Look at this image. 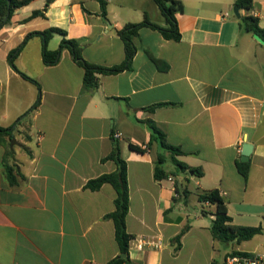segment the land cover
<instances>
[{"label":"crops","instance_id":"obj_1","mask_svg":"<svg viewBox=\"0 0 264 264\" xmlns=\"http://www.w3.org/2000/svg\"><path fill=\"white\" fill-rule=\"evenodd\" d=\"M180 1V41L142 27L130 69L99 74L90 91L70 51L56 65L44 64L41 36L31 37L16 57L18 71L8 56L28 34L60 28L79 42L88 62L120 65L125 47L119 30L145 15L168 26L154 0H110L106 17L100 0H54L47 7V0H33L0 29V127L14 129L11 136L0 134V264H108L119 256L114 222L106 218L115 210L116 190L110 184L86 188L116 170L114 161L104 160L116 148L128 170L132 240L126 264H223L232 252L264 250V44L239 24L242 16H254L264 28V0H253L240 18L235 0ZM36 10L45 16L24 21ZM62 38L54 34L48 49L56 50ZM147 120L183 151L177 159L199 168L202 177L170 169L166 149L150 143ZM245 144L251 145L247 179L237 167ZM159 157L166 174L161 180L155 178ZM214 189L231 224L261 227V233L241 242L215 240L216 207L198 200ZM187 226L177 249L174 239Z\"/></svg>","mask_w":264,"mask_h":264},{"label":"trees","instance_id":"obj_2","mask_svg":"<svg viewBox=\"0 0 264 264\" xmlns=\"http://www.w3.org/2000/svg\"><path fill=\"white\" fill-rule=\"evenodd\" d=\"M32 1L33 0H0V29L11 21V18L16 10L28 5ZM53 1L54 0H47L46 7ZM100 2L102 8V16L106 17V1L100 0ZM154 2L158 5L162 14L166 18L168 26L161 27L155 23H152L149 20L148 16L145 15L142 22L127 24L123 29L119 30L118 35L123 40L125 47V60L120 65L104 67L88 62L82 55V50L79 42L75 39L67 38L66 32L60 28H49L43 32H33L28 34L24 42L10 52L8 56V63L14 70L18 71L14 64L16 57L19 55L20 51L27 43V41L31 37L38 35L41 36L43 42L42 57L45 65H56L60 61L62 52L66 49L70 51L76 64L84 69V90L90 91L96 89L98 87L99 74L112 75L130 69L132 60L136 53L134 39L138 36V32L142 27H149L158 30L162 33L164 38L168 40L180 41L181 34L178 29L175 13L183 11V3L180 0H154ZM234 6L238 7L239 10H250L253 7V0H235ZM40 16H45L43 11L36 10L28 19L24 21H29L30 19ZM239 22L240 27L245 32L253 34L264 44V28L260 26L258 18L254 16H242ZM54 34L62 35L63 38L60 42L59 47L54 51H50L48 49V42ZM155 62L158 66H160L161 62L158 59H155ZM21 75L38 85L35 80L29 78L25 74L21 73ZM39 103L40 97L38 98L34 106L29 110V112L33 111ZM163 105L167 104H156L150 109L151 111H154L156 107H160ZM147 124L152 132L150 143L153 141H159L162 147L171 153L172 160L177 169H180L182 171H189L197 177H202L203 172L199 168H192L177 159V156L182 155L183 151L179 147H176L167 142L165 134L155 125L153 120H147ZM13 130V127H0V134L11 136ZM130 148L140 153L145 152V149L141 148L140 146L130 145ZM104 160L114 161L117 167L116 170L112 173L103 174L98 178L89 180L86 184V188L95 191L100 189L104 184H110L116 190L117 197L115 199V210L112 213L108 214L106 218L111 219L114 222L115 235L120 248V255L111 260L108 264H126L130 262L128 254L129 244L132 240V235H130L126 229V217L128 215L130 205L127 163L122 158L119 148H116ZM157 163L158 164L155 168V178L157 180H161L166 177L165 171L161 168L163 158L159 157ZM237 167L242 176L247 179L251 167L250 161H238ZM5 169L7 178L10 183L12 185H16L17 180L14 174L13 167L6 164ZM176 191L179 192L178 186H176ZM198 200L202 204L209 203L211 205H215L216 207L214 212L215 219L212 221V225L210 228L211 234L215 240L225 243L234 241L241 242L250 240L257 234L261 233V227H240L231 224L232 218L228 214L226 204L221 197L220 191L218 189L200 193L198 196ZM188 229V226L185 227L180 232V234L175 237L174 241L177 242V249L180 247L181 239L183 235L188 231ZM122 255H127V258H121Z\"/></svg>","mask_w":264,"mask_h":264},{"label":"built area","instance_id":"obj_3","mask_svg":"<svg viewBox=\"0 0 264 264\" xmlns=\"http://www.w3.org/2000/svg\"><path fill=\"white\" fill-rule=\"evenodd\" d=\"M104 1L108 2L110 0ZM115 137L120 138L121 134L117 133ZM169 180L174 182L173 177H169ZM224 264H264V253L232 252L226 256Z\"/></svg>","mask_w":264,"mask_h":264},{"label":"water","instance_id":"obj_4","mask_svg":"<svg viewBox=\"0 0 264 264\" xmlns=\"http://www.w3.org/2000/svg\"><path fill=\"white\" fill-rule=\"evenodd\" d=\"M234 14L240 18L241 15H240V10L238 7H234ZM12 144L16 143V141L13 139L11 141ZM250 150H251V145L249 144H245L244 145V149H243V152H242V160L243 161H247L248 160V155L250 154ZM122 258H126V255H123Z\"/></svg>","mask_w":264,"mask_h":264},{"label":"rangeland","instance_id":"obj_5","mask_svg":"<svg viewBox=\"0 0 264 264\" xmlns=\"http://www.w3.org/2000/svg\"><path fill=\"white\" fill-rule=\"evenodd\" d=\"M165 152L167 154V159H169L168 161H169L170 169L173 171H176L179 175H181V170L176 169V167L174 166V164L171 161V153L168 150H165ZM190 189H191L193 194H196L197 189L195 188L193 183L190 184ZM191 209H194V208H191ZM260 253H264V250Z\"/></svg>","mask_w":264,"mask_h":264}]
</instances>
